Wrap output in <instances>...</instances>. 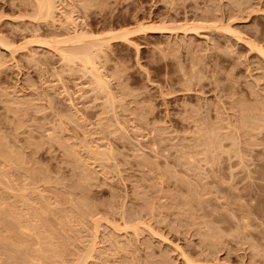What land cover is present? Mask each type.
<instances>
[{
    "label": "rangeland",
    "instance_id": "374dc122",
    "mask_svg": "<svg viewBox=\"0 0 264 264\" xmlns=\"http://www.w3.org/2000/svg\"><path fill=\"white\" fill-rule=\"evenodd\" d=\"M0 264H264V0H0Z\"/></svg>",
    "mask_w": 264,
    "mask_h": 264
},
{
    "label": "bare ground",
    "instance_id": "6f19581e",
    "mask_svg": "<svg viewBox=\"0 0 264 264\" xmlns=\"http://www.w3.org/2000/svg\"><path fill=\"white\" fill-rule=\"evenodd\" d=\"M49 5H50V4H48V7H49ZM142 30H144V29H142ZM124 35H126V34H124ZM124 35H123V36L121 35V37H124Z\"/></svg>",
    "mask_w": 264,
    "mask_h": 264
}]
</instances>
